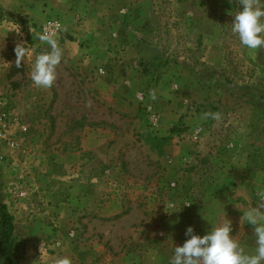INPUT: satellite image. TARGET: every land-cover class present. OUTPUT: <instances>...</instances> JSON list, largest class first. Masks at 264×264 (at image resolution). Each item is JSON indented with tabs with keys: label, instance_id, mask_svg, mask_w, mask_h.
Returning <instances> with one entry per match:
<instances>
[{
	"label": "rangeland",
	"instance_id": "obj_1",
	"mask_svg": "<svg viewBox=\"0 0 264 264\" xmlns=\"http://www.w3.org/2000/svg\"><path fill=\"white\" fill-rule=\"evenodd\" d=\"M61 1L63 15L43 7L42 18L0 8L9 116L0 205L13 219L15 263H169L165 252L190 239L189 226L202 237L228 220L230 236L254 254V228L241 218L264 190V48L249 50L232 33L243 6ZM53 18L63 58L52 88L38 89L30 73L50 48L37 34ZM21 40L31 54L10 76Z\"/></svg>",
	"mask_w": 264,
	"mask_h": 264
},
{
	"label": "clouds",
	"instance_id": "obj_2",
	"mask_svg": "<svg viewBox=\"0 0 264 264\" xmlns=\"http://www.w3.org/2000/svg\"><path fill=\"white\" fill-rule=\"evenodd\" d=\"M238 3L243 9L234 15L232 33L237 35L241 45L249 50L257 51L264 48V4L261 0H238ZM14 30L18 36H23L20 29ZM37 39L47 44L50 51L36 55L30 78L36 88L50 89L56 82L63 51L55 30L46 28L43 33L37 34ZM14 53L15 66L19 68L30 56L31 50L25 47L21 40L16 43ZM150 95L155 99L154 91ZM87 106L91 107L90 101ZM219 116V113L214 114L216 119ZM257 196L256 206L244 212L241 218L254 228L256 236L254 254H246L236 239L230 236L232 228L228 220L221 226L212 227L211 231L202 237L195 235L193 227L189 226L185 236L190 239H187L183 246L174 247L169 264H264V190L257 192ZM56 264H71V261L64 257L58 259Z\"/></svg>",
	"mask_w": 264,
	"mask_h": 264
},
{
	"label": "crops",
	"instance_id": "obj_3",
	"mask_svg": "<svg viewBox=\"0 0 264 264\" xmlns=\"http://www.w3.org/2000/svg\"><path fill=\"white\" fill-rule=\"evenodd\" d=\"M65 2L63 3L61 0H0V8L5 10H16L17 13H21L23 15L28 14L30 16L36 18H42L41 9L44 7L51 8L54 13L62 14L65 11ZM22 10H25L23 12ZM63 15V14H62ZM184 242L181 244H176L183 246ZM174 254L173 251L170 250L165 252V259L170 261L171 257ZM159 264H169L166 263L165 260H162Z\"/></svg>",
	"mask_w": 264,
	"mask_h": 264
},
{
	"label": "trees",
	"instance_id": "obj_4",
	"mask_svg": "<svg viewBox=\"0 0 264 264\" xmlns=\"http://www.w3.org/2000/svg\"><path fill=\"white\" fill-rule=\"evenodd\" d=\"M22 66L17 68L13 66L9 75L13 76L18 72H21ZM13 219L8 213L4 204L0 205V255L2 257L1 264H16L15 254L13 251Z\"/></svg>",
	"mask_w": 264,
	"mask_h": 264
},
{
	"label": "built area",
	"instance_id": "obj_5",
	"mask_svg": "<svg viewBox=\"0 0 264 264\" xmlns=\"http://www.w3.org/2000/svg\"><path fill=\"white\" fill-rule=\"evenodd\" d=\"M50 29V30H55L56 32V38H60L61 35L63 34V25L61 23L60 20L58 19H49L47 21H45L43 24H41L39 26V33H43L45 31V29ZM139 101L142 102L144 100V94L140 93L139 97H138ZM144 111L148 116L149 121L153 124L156 125V123L158 122V117L156 115V113L152 112L151 110V106L149 105H145L144 106ZM8 114L4 109V104L0 103V130L3 133H6V121L8 119ZM23 131H25V128H22ZM5 137V135H4Z\"/></svg>",
	"mask_w": 264,
	"mask_h": 264
}]
</instances>
